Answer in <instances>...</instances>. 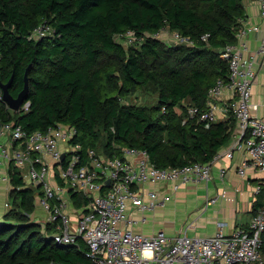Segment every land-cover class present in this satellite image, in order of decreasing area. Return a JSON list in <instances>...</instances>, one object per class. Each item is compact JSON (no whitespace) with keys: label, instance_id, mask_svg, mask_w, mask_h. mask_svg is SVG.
I'll use <instances>...</instances> for the list:
<instances>
[{"label":"trees","instance_id":"trees-1","mask_svg":"<svg viewBox=\"0 0 264 264\" xmlns=\"http://www.w3.org/2000/svg\"><path fill=\"white\" fill-rule=\"evenodd\" d=\"M243 18L245 0H0V80L12 76L13 95L26 68L29 82V106L19 110L2 100L0 87V125L13 121L33 131L69 124L76 128L72 142L84 153L93 147L124 157V148L135 147L160 167L210 161L229 141L235 117L207 121L187 109H206L210 87L228 81L221 52L236 42ZM42 25L49 30L32 37ZM165 28L185 40L152 35ZM128 29L144 38L117 40ZM142 91L153 100H129ZM9 170L0 264H94L83 236L58 242L53 222L31 217L36 188L20 167ZM69 194L76 208L88 201L71 188ZM263 202L264 184L254 211Z\"/></svg>","mask_w":264,"mask_h":264},{"label":"built area","instance_id":"built-area-1","mask_svg":"<svg viewBox=\"0 0 264 264\" xmlns=\"http://www.w3.org/2000/svg\"><path fill=\"white\" fill-rule=\"evenodd\" d=\"M257 1L264 22V0ZM241 22L236 42L221 52L229 65L228 81L218 79L210 87L206 109L197 105L187 109L200 119L216 120L217 98L224 90L232 93L228 110L235 117L238 138L229 148H220L212 160L160 167L151 162L146 150L135 147L124 148V157H106L93 147L84 153L79 143L72 142L76 133L72 125L57 123L46 130L27 131L10 121L0 125V182L11 181L12 164L20 167L26 184L36 188L35 204L37 201L47 212V222L54 223L56 240L71 242L83 236L94 264H264V202L247 226H236L231 232L224 231L223 222L208 235H190L186 231L169 234L164 230L143 233L135 229L137 224L148 221L147 212L171 199V191L189 182L212 179L213 162L222 156L231 157L233 148L244 146L246 151L237 167L241 176H245L247 168L264 172V114L256 113L258 104L251 100L256 56L248 53L246 40L249 31L259 26L246 18ZM48 30V26H39L31 36L38 37ZM160 32L152 35L159 36ZM173 34L177 41L185 40L177 32ZM143 38L131 29L117 34V40L125 44ZM257 54H264V37ZM28 106L26 100L22 107ZM159 182L168 183L170 189L149 186ZM263 184L264 178L256 192ZM70 188L88 200L79 207L77 218H71L69 213L75 207Z\"/></svg>","mask_w":264,"mask_h":264},{"label":"crops","instance_id":"crops-1","mask_svg":"<svg viewBox=\"0 0 264 264\" xmlns=\"http://www.w3.org/2000/svg\"><path fill=\"white\" fill-rule=\"evenodd\" d=\"M245 11L246 20L259 26L258 30L249 31L246 40L248 53L256 56L257 74L252 85L251 100L258 104L256 113L262 115L264 114V54L258 55L257 49L261 38L264 37V22L257 0H245ZM231 98L230 90H224L223 95L217 98L216 120H227L230 115L233 116L228 110ZM236 138H238V130L235 121L231 137L222 148H229ZM245 156L244 146L233 148L231 157L222 156L213 162L212 179L183 184L177 190L171 191L169 201L147 212V216L150 220L154 218L164 220L167 224L165 226L174 223L177 229L173 232L186 231L190 235L212 234L217 230L220 222H223L225 232H231L236 226H247L255 212V203L261 192H256V186L264 178V172L247 168L245 176H241L237 167ZM221 169L224 170L223 175L220 174ZM149 186L170 189L169 184L164 182ZM6 190L5 185L0 182L2 207L6 204ZM175 216L177 221L174 220ZM34 218L41 221L38 217Z\"/></svg>","mask_w":264,"mask_h":264},{"label":"rangeland","instance_id":"rangeland-1","mask_svg":"<svg viewBox=\"0 0 264 264\" xmlns=\"http://www.w3.org/2000/svg\"><path fill=\"white\" fill-rule=\"evenodd\" d=\"M164 40L170 42V41H175L176 39L174 38V34L172 31H170L169 29L165 28L164 30H162L160 32V35ZM131 102H150L153 100V95H151L150 93H146V92H139L137 94H132V96L129 99ZM6 187V192H7V197H6V204L5 206H0V215H2L6 210H8L10 208V190L12 189V183L11 181L9 182H5L3 183ZM30 184V183H29ZM32 185V184H31ZM70 196V194H69ZM71 198V197H70ZM70 205V204H69ZM3 209V210H2ZM81 209L80 208H76L73 207L71 208V210H69V213L71 214V218H77L79 211ZM3 213H2V212ZM46 214L47 212L43 209V207L36 201V205H35V210L33 211L31 217H38L41 221H43V223H46ZM175 221H177V218L175 216L174 218ZM72 225H75L76 222L72 219L71 220ZM143 225V226H141ZM166 222H164V220L160 221V220H156V218H154V220H150L149 216H148V221L144 224H137L136 229H138L139 231H142L143 233H154L158 230H164L165 232L171 234L175 233L173 231H175L177 228L174 226V223L169 224L168 226ZM55 227V226H54Z\"/></svg>","mask_w":264,"mask_h":264},{"label":"water","instance_id":"water-1","mask_svg":"<svg viewBox=\"0 0 264 264\" xmlns=\"http://www.w3.org/2000/svg\"><path fill=\"white\" fill-rule=\"evenodd\" d=\"M28 68H26L24 73V84L23 87L20 89V91L13 95L11 91L9 90L10 84L12 83V76L5 82H2L0 80V87L2 89L1 98L6 102V104L14 109L19 110L24 102V99L29 91V82H28ZM64 153L62 154V158H64Z\"/></svg>","mask_w":264,"mask_h":264},{"label":"clouds","instance_id":"clouds-1","mask_svg":"<svg viewBox=\"0 0 264 264\" xmlns=\"http://www.w3.org/2000/svg\"><path fill=\"white\" fill-rule=\"evenodd\" d=\"M36 205V204H35Z\"/></svg>","mask_w":264,"mask_h":264}]
</instances>
